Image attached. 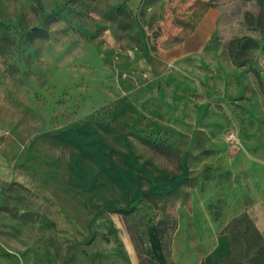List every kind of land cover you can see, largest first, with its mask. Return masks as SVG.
Listing matches in <instances>:
<instances>
[{"label":"rangeland","instance_id":"rangeland-1","mask_svg":"<svg viewBox=\"0 0 264 264\" xmlns=\"http://www.w3.org/2000/svg\"><path fill=\"white\" fill-rule=\"evenodd\" d=\"M252 228L264 0H0V264H247Z\"/></svg>","mask_w":264,"mask_h":264},{"label":"trees","instance_id":"trees-1","mask_svg":"<svg viewBox=\"0 0 264 264\" xmlns=\"http://www.w3.org/2000/svg\"><path fill=\"white\" fill-rule=\"evenodd\" d=\"M153 147L156 149L162 150V146L160 144L156 143H151ZM113 211H124V212H129L128 209L124 208H118V207H112ZM243 219V216L235 217L231 220V222L225 227V232L229 237V240L231 243L234 245L237 237L235 234H233L232 229L239 224V222ZM252 233V242L247 245L246 247V252H245V259L247 264H253V263H258L262 264L264 262V242L261 240V235L260 233L255 229H251ZM224 264H241L239 260H237L236 255H232L229 258H227L224 261Z\"/></svg>","mask_w":264,"mask_h":264},{"label":"crops","instance_id":"crops-1","mask_svg":"<svg viewBox=\"0 0 264 264\" xmlns=\"http://www.w3.org/2000/svg\"><path fill=\"white\" fill-rule=\"evenodd\" d=\"M206 18V17H205ZM210 18V16H209ZM113 241V238H111ZM115 242V241H114ZM134 243V242H132ZM133 245V244H132ZM121 246L125 247L126 244L122 242ZM224 250V247L223 246H217L213 249V251L209 252V254H207V256H205V260H204V263L205 264H220V259H221V256H222V252ZM121 264H130L129 261L127 262L124 257L121 261ZM224 264V263H223Z\"/></svg>","mask_w":264,"mask_h":264}]
</instances>
